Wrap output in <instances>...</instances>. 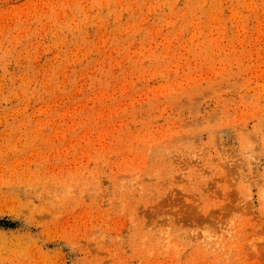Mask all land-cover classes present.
I'll list each match as a JSON object with an SVG mask.
<instances>
[{"label":"rangeland","instance_id":"1","mask_svg":"<svg viewBox=\"0 0 264 264\" xmlns=\"http://www.w3.org/2000/svg\"><path fill=\"white\" fill-rule=\"evenodd\" d=\"M0 264H264V0H0Z\"/></svg>","mask_w":264,"mask_h":264}]
</instances>
